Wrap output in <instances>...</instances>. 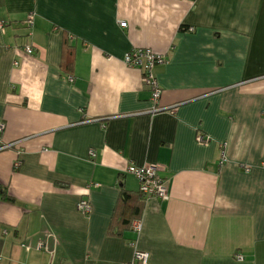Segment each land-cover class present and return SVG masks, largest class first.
<instances>
[{
  "label": "crops",
  "instance_id": "0c3cea01",
  "mask_svg": "<svg viewBox=\"0 0 264 264\" xmlns=\"http://www.w3.org/2000/svg\"><path fill=\"white\" fill-rule=\"evenodd\" d=\"M0 121V264H264V0H0Z\"/></svg>",
  "mask_w": 264,
  "mask_h": 264
},
{
  "label": "built area",
  "instance_id": "2783aa9c",
  "mask_svg": "<svg viewBox=\"0 0 264 264\" xmlns=\"http://www.w3.org/2000/svg\"><path fill=\"white\" fill-rule=\"evenodd\" d=\"M31 15L27 17L26 22H30ZM120 26H125V21H119ZM24 51L26 53H31L32 47L25 46ZM164 61V56L151 52L148 48H135L126 52L123 55V62L126 65L137 67L142 71V83L149 89L150 100L152 102V110H160L161 107L158 105V99L161 93V88L159 87L154 73L153 66L155 64L162 63ZM68 80H72L68 76ZM3 128V123L0 121V131ZM196 140L202 142L205 140L201 133L196 134ZM10 145V144H9ZM5 145V146H9ZM89 156H94L93 149L88 150ZM15 165L18 161L14 162ZM126 171L133 174L138 182V189L146 197H155L158 199H166L168 196V190L165 180L157 174V166L153 164L145 165H133L129 163L126 167ZM76 208L81 214H87L90 211V204L86 197H80L76 202ZM130 229L133 232V237L129 240V245L132 247V256L128 263L126 264H145L148 260V252L140 250L137 248V238L141 230V219L135 217L130 221ZM24 245V244H22ZM37 249L47 248L46 240L39 239L35 244ZM234 258L237 260H242V255L238 252L234 253Z\"/></svg>",
  "mask_w": 264,
  "mask_h": 264
},
{
  "label": "trees",
  "instance_id": "16d2710c",
  "mask_svg": "<svg viewBox=\"0 0 264 264\" xmlns=\"http://www.w3.org/2000/svg\"><path fill=\"white\" fill-rule=\"evenodd\" d=\"M138 193L140 194V200H141V201H139V202L141 203V202H143L145 196L141 193V191H140L139 189H138ZM3 196H4V197H2V198L6 199V200H8V201H11V200H12V198L8 197V195L5 194V193H4ZM127 197H128V193H127V191L122 190V192L120 193V200H122V201H123V200H126ZM140 209H141V204H139L138 206H136V207L134 208V215H135L134 218L140 216Z\"/></svg>",
  "mask_w": 264,
  "mask_h": 264
}]
</instances>
